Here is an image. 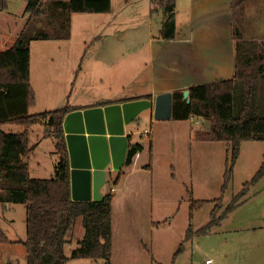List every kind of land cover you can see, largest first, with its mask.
<instances>
[{
	"label": "rangeland",
	"instance_id": "374dc122",
	"mask_svg": "<svg viewBox=\"0 0 264 264\" xmlns=\"http://www.w3.org/2000/svg\"><path fill=\"white\" fill-rule=\"evenodd\" d=\"M29 1L9 0L6 10L0 11V52L11 47L24 29L29 18L25 12ZM262 6L264 5L261 0H242L240 9L246 15L252 14L246 17L243 27L242 33L248 36L245 37L247 39L264 37V21L258 15ZM151 8L152 3L149 0H111L107 14L85 13L71 16L70 42H47L45 45H48V48L38 51L33 46L29 74L30 84L38 99L37 101L35 99L36 107L29 110V113L49 112L64 107L76 110L87 108L90 103H86L89 102L85 94L87 88L80 72L93 56L109 52L117 54L118 59L113 72L115 75H119L129 65L130 58H135L134 56L140 62L145 61L149 52V40L152 36L159 37L163 20V12L158 9L155 13L150 10ZM103 61L109 60L104 58ZM104 69L109 71V68ZM43 70L50 78L36 84V81L39 82L40 78H43ZM47 86L50 88L49 91L57 94L56 99H44ZM97 87L102 88L104 90L102 93L111 97L105 85L97 84ZM258 95V114L264 117V79L260 81ZM240 101L241 93L238 87L234 95L235 112ZM192 118V123L182 124L186 129L204 127L203 123L206 121L200 117ZM206 123L209 125V122ZM2 130L5 133L17 134L21 133L23 128L7 125L3 126ZM44 132L45 124L40 122L28 129L32 147L25 161L31 164L32 177L49 179L50 172L54 171L55 160L58 161L59 158L55 146L59 137L57 134L48 137ZM148 136L145 135V138L141 134L137 136L142 147L144 143L150 142ZM180 136H170L172 141L167 145L166 139L157 137L155 132L157 138L154 147L149 152L143 148L139 154L146 158L148 167L152 169V174L147 177L153 179L150 204L153 208L154 222L159 223L164 229L170 228L171 231L182 233L184 237V241L181 242L182 252L176 256L174 255L179 243L173 249H162L163 254H159L156 245L155 252L160 257L156 262L204 264L206 260L211 259L212 264H264V175L250 184L263 160L264 142L240 143L230 179L222 190L224 172L231 165L227 145L223 142L199 143L197 146L201 147L200 151L194 148L195 144L190 150L187 143L185 145L182 133ZM176 144H181L179 149ZM35 171L38 172L37 175ZM248 182L245 194L241 196L242 202L218 224L212 226L208 234L193 235L191 239L185 240L186 229L196 232L210 223L216 199L221 200L222 204L217 210L216 215L219 216L242 193L244 185ZM115 187L112 186L111 189L114 191L117 189ZM190 199L208 202L190 213ZM11 205L13 203L9 205L10 212H7L0 202L1 226L10 241H24L25 210L22 205H17L16 213H13ZM74 228L75 232L84 231L80 221L76 222ZM157 236L158 232L155 237ZM69 250L70 247L66 246V255L70 254ZM17 264L26 263L20 259ZM96 264L105 262L97 260Z\"/></svg>",
	"mask_w": 264,
	"mask_h": 264
},
{
	"label": "trees",
	"instance_id": "16d2710c",
	"mask_svg": "<svg viewBox=\"0 0 264 264\" xmlns=\"http://www.w3.org/2000/svg\"><path fill=\"white\" fill-rule=\"evenodd\" d=\"M175 0H151L152 12L161 10L166 17L160 38L172 40L176 35L174 22ZM241 0L232 5V35L235 40L234 77L203 85H192L189 102L182 98L183 91L172 93L171 120L183 122L200 117L209 122L207 131H197L200 142H223L228 146L231 165L223 175V187L230 179L240 143L264 142V117L258 114V87L264 79V39H242L240 28L243 15L239 10ZM9 0H0V11L7 8ZM111 0H30L25 12L28 21L19 37L8 49L0 52V202L24 204L26 239L10 241L0 228V264H66L70 260H103L110 264L111 255V203L112 191L99 200L73 201L70 195V168L64 141L62 122L66 114L75 110L64 107L59 110L30 114L35 105V94L30 84V43L33 41L68 40L71 16L74 14H104L110 10ZM239 87L241 101L234 110V95ZM45 124V136L58 135L56 151L58 161L50 179H34L24 161L30 154L28 129L36 123ZM22 127L21 133H5L2 126ZM142 150L139 143L128 147L125 165ZM121 172L110 183L115 186ZM264 175V157L250 184ZM238 195L226 211L217 216L222 206L216 199L209 224L192 232L187 230L185 240L193 235H206L226 214L234 210L245 194ZM191 200L190 213L208 201ZM80 221L84 236L70 255L64 254L76 222ZM179 244L175 255L182 252Z\"/></svg>",
	"mask_w": 264,
	"mask_h": 264
},
{
	"label": "crops",
	"instance_id": "0c3cea01",
	"mask_svg": "<svg viewBox=\"0 0 264 264\" xmlns=\"http://www.w3.org/2000/svg\"><path fill=\"white\" fill-rule=\"evenodd\" d=\"M235 1L175 0L173 11L176 26L175 38L172 40L161 39L160 32L159 37L152 36L148 44L149 52L147 59L140 62L139 59L136 60V56H134L135 58H130L129 65L119 75L113 74L115 72L114 66L118 59L117 54L110 52L103 53L98 56H93L90 60L88 59L87 65L81 70L80 74L87 88L85 94L89 102L86 103L90 104H88L87 108L80 111L90 108H104L106 106H122L124 104L145 100L150 101L153 106L155 97L159 94H172L176 90L185 91L192 85H203L215 81L232 79L235 68V40L232 35V5ZM149 2L151 3V0ZM261 2L264 5V0H261ZM241 6L242 0L239 6L240 11H242L240 9ZM242 15L243 25L240 31L241 37L245 38L248 37L242 33L243 27L245 26V19L252 14L248 13L246 15L242 11ZM258 15L264 21V6L259 8ZM165 18L163 14L161 27ZM259 38L264 39V37ZM71 40L72 38L70 37L68 40L31 42L30 65L33 46H35L36 51L39 49L46 50L48 48V45H45L47 42L66 43ZM104 58L109 61L104 62ZM104 68H109V71ZM42 74L43 78H40L39 82L36 81V84L50 78L45 70H43ZM97 84L99 86L105 85L107 93L111 94V97L109 98L106 96V93H102L104 90L97 87ZM49 89L47 86L44 92V99H56L57 94L49 91ZM35 99L37 101V94H35ZM36 105L32 108H35ZM73 111L78 110L75 109ZM136 114L129 116V119H127L128 123L123 125L124 136L127 137L128 147L132 144L139 143L137 136L140 134L143 138H145V135H149L150 142L144 143V147H142V150L145 148L147 152L154 147L157 137L165 138V142L169 145L172 141L170 136L181 137V133L185 145L187 143L190 150L193 144L196 146L194 148L200 151L201 147L197 146V144L215 143L200 142L195 139L197 131H207L208 123L205 121V124L203 123L204 127L199 129L190 128L188 130L182 124H186L187 122L192 123L193 118L175 123L171 119L157 121L153 119V107ZM121 119L122 121L124 120L122 115ZM146 124L151 126H147ZM141 127L144 128L140 130ZM155 132L157 137H155ZM29 146L32 147L30 138ZM176 146L179 149L181 144H176ZM226 148L228 149V146ZM141 151L132 157L129 166H126L124 163L119 171H113L112 166L109 164L106 167L107 173L104 184L100 188L101 196L109 193L112 187L110 183L121 172L119 181L115 185L117 189L112 192L110 264H158L156 261L160 257L155 252L156 245L160 254L162 253V249H173V247H177L178 243L180 244L184 241L182 233L171 231L170 228L164 229L159 223L154 222L153 208H151L150 204L152 200L153 179L147 177L152 174V169L148 167L146 158L139 155ZM56 161L55 163H57ZM25 162L28 165L31 178L43 179L39 176L32 177L30 174L32 171L31 164L28 161ZM39 167V164H37V168ZM34 173L36 175L38 174L37 171ZM49 175L53 177L54 171L52 170V173L50 172ZM10 204H3L7 212H10ZM17 205H22L25 210L24 204H13L11 205L13 206V213ZM0 228L5 234L6 232L2 228L1 223ZM157 232L158 236L155 237ZM83 236L84 231L82 233L81 231L75 232L74 228L72 233L67 237L68 243L65 247L69 246V251H72L78 246L77 243ZM65 247L64 254L66 255ZM69 255L66 256L68 257ZM78 262H80L79 264L97 263V261L90 259H79L70 260L66 264H76Z\"/></svg>",
	"mask_w": 264,
	"mask_h": 264
},
{
	"label": "water",
	"instance_id": "95a60500",
	"mask_svg": "<svg viewBox=\"0 0 264 264\" xmlns=\"http://www.w3.org/2000/svg\"><path fill=\"white\" fill-rule=\"evenodd\" d=\"M188 94V90L182 93L187 103ZM151 107L154 120L171 119L172 94L157 95L153 106L145 100L122 106L73 111L64 117L62 131L69 158L70 195L73 201L101 198L100 188L104 184L106 167L110 164L113 171H119L125 163L128 141L123 125L128 123L129 116Z\"/></svg>",
	"mask_w": 264,
	"mask_h": 264
},
{
	"label": "built area",
	"instance_id": "2783aa9c",
	"mask_svg": "<svg viewBox=\"0 0 264 264\" xmlns=\"http://www.w3.org/2000/svg\"><path fill=\"white\" fill-rule=\"evenodd\" d=\"M111 191H113V189H111ZM211 263H212V260L211 259H208V260L205 261L204 264H211Z\"/></svg>",
	"mask_w": 264,
	"mask_h": 264
}]
</instances>
